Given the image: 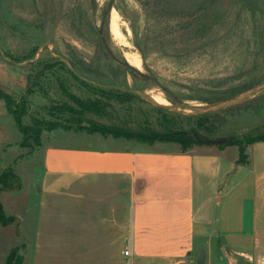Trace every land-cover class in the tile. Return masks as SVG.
I'll list each match as a JSON object with an SVG mask.
<instances>
[{
    "label": "rangeland",
    "instance_id": "374dc122",
    "mask_svg": "<svg viewBox=\"0 0 264 264\" xmlns=\"http://www.w3.org/2000/svg\"><path fill=\"white\" fill-rule=\"evenodd\" d=\"M114 12L119 35L113 32ZM77 74L160 97L168 105H220L264 82V0H0V87L12 94L17 109L24 101L22 125L41 128L37 145L35 133L21 131L12 113L0 116V140L7 138L0 145V170L11 167L28 197L36 188L39 149L54 130L47 122L165 133L188 129L187 117L198 114L160 108L139 96L109 98L84 86ZM221 93L229 96L212 103L203 99ZM262 94L264 87L194 122L195 133L216 138L264 131V98H257ZM73 97L100 98L105 105L75 115L61 109L65 103L78 108ZM8 226L1 227L2 246L7 235L8 253L18 248L23 254L19 222Z\"/></svg>",
    "mask_w": 264,
    "mask_h": 264
},
{
    "label": "crops",
    "instance_id": "0c3cea01",
    "mask_svg": "<svg viewBox=\"0 0 264 264\" xmlns=\"http://www.w3.org/2000/svg\"><path fill=\"white\" fill-rule=\"evenodd\" d=\"M47 135L34 198L23 183L0 193L23 264H264V141L242 164L236 145L182 151L72 127ZM2 226L0 259L10 249Z\"/></svg>",
    "mask_w": 264,
    "mask_h": 264
},
{
    "label": "trees",
    "instance_id": "16d2710c",
    "mask_svg": "<svg viewBox=\"0 0 264 264\" xmlns=\"http://www.w3.org/2000/svg\"><path fill=\"white\" fill-rule=\"evenodd\" d=\"M49 65H54V63H50ZM118 66L124 70L127 71V67L123 64L119 63ZM77 79L86 87L93 89L94 91H97L103 95H106L109 98H115L119 101H126L130 100L132 98L137 97V95L123 91L116 88H103L100 86H96L92 83L87 82L86 80L78 77L75 75ZM238 92V91H237ZM234 94L231 93L229 95ZM228 94L221 93L219 96H216L214 99L212 98H203L206 102H214L215 100L224 99L229 96ZM264 98V94L257 98ZM255 98V99H257ZM0 99H2L7 107L8 112L12 113L14 120L16 121V124L18 125L19 129L23 132H27L28 130H31L35 133V139L37 142V145H40V132L41 128H34L32 126L25 127L22 125V115L24 113V101L21 102L20 105H23L19 107L18 109L15 107L17 103L15 102V99L13 98L12 94L8 91L4 90L2 87H0ZM75 103L77 104L78 108L73 107L69 104H64L61 106V109L69 111L75 115H81V113L86 111H99L101 108L104 107L105 102H103L100 98H88V99H81L78 97H73ZM212 99V100H211ZM211 115L210 113L205 114H192L189 115L188 118V124L190 127L188 129L184 127H180L175 130H169L165 133H156L151 131H133V130H123L115 127H109L107 125L98 124L95 122H92L88 126L84 125H74V124H61L58 122H47L46 126L49 129H55L58 126L63 128H74V129H85L89 132H99L102 135H112V136H123L128 139H134L139 142H147L152 143L154 141H172L176 142L180 145V148L182 151H188L195 145H217L219 147H223L226 145H236L239 150V156H238V163H247L249 161L248 154H246V149L248 145L251 143L257 142V141H264V131H250V132H244L242 134H236L233 135L234 139L229 143H219V144H210L202 141H197L195 137L193 136V133L197 131L196 126L194 125V122L200 121L202 118H209ZM74 120V121H78ZM74 123V122H72ZM41 125V124H40ZM22 186L21 179L17 173L13 171L11 167L2 168L0 170V193L2 191L6 190H15L19 189ZM15 220V217L12 215H7L4 211L3 204L0 200V224L5 226L10 223H12ZM4 264H23V254L19 253L18 248H12L10 252L8 253L5 263Z\"/></svg>",
    "mask_w": 264,
    "mask_h": 264
},
{
    "label": "water",
    "instance_id": "95a60500",
    "mask_svg": "<svg viewBox=\"0 0 264 264\" xmlns=\"http://www.w3.org/2000/svg\"><path fill=\"white\" fill-rule=\"evenodd\" d=\"M78 76L80 78L86 80L87 82L92 83V84H94L96 86H100V87H103V88H116V89H120V90H123V91H127V92H130V93H133V94H135V95H137V96H139V97L151 102L153 105H155L157 107H160V108L174 110L176 108L182 107V108H188V109L192 110L194 113H198V114L213 113V112L219 111L221 109L227 108L228 106L233 105L236 102L243 101V100L247 99L253 93H255L256 91H258L259 89L264 87V82H262L261 84L253 87L251 90H249L247 93H245L243 95H239L237 97L229 99V100L223 102L220 105L212 106V107L207 108V109H200V108H197L195 106H191V105H189L187 103H178V104H169V105L168 104H160L157 101H155L151 96H149L148 94H145L143 92H140V91H137V90H133V89H130V88H126V87H122V86H117V85H104V84L95 82L93 80L84 78V77H82L80 75H78ZM193 136L195 137V139L197 141H202V142H206V143H210V144L229 143V142H231L234 139V136L205 138V137L199 136L195 132L193 133Z\"/></svg>",
    "mask_w": 264,
    "mask_h": 264
},
{
    "label": "bare ground",
    "instance_id": "6f19581e",
    "mask_svg": "<svg viewBox=\"0 0 264 264\" xmlns=\"http://www.w3.org/2000/svg\"><path fill=\"white\" fill-rule=\"evenodd\" d=\"M117 16V13L116 12H114L113 13V32H115L116 34H118L119 35V31L120 30H118V26H117V23H116V21L114 20V18ZM112 32V33H113ZM135 63L137 64V65H139V60H135ZM155 101H157L158 103H160V104H166L165 103V101H163V99H161L160 97H155V96H153L152 97ZM167 102V101H166ZM168 103V102H167Z\"/></svg>",
    "mask_w": 264,
    "mask_h": 264
},
{
    "label": "built area",
    "instance_id": "2783aa9c",
    "mask_svg": "<svg viewBox=\"0 0 264 264\" xmlns=\"http://www.w3.org/2000/svg\"><path fill=\"white\" fill-rule=\"evenodd\" d=\"M125 254H128V251H125Z\"/></svg>",
    "mask_w": 264,
    "mask_h": 264
}]
</instances>
